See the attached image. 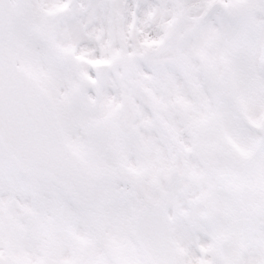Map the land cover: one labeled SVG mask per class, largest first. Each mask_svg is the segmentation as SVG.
<instances>
[{
	"label": "snow or ice",
	"instance_id": "1",
	"mask_svg": "<svg viewBox=\"0 0 264 264\" xmlns=\"http://www.w3.org/2000/svg\"><path fill=\"white\" fill-rule=\"evenodd\" d=\"M0 264H264V0H0Z\"/></svg>",
	"mask_w": 264,
	"mask_h": 264
}]
</instances>
